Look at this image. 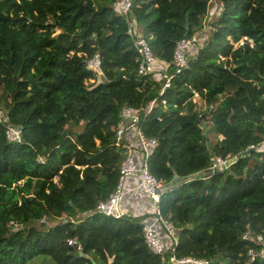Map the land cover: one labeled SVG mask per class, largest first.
<instances>
[{
    "label": "trees",
    "instance_id": "trees-1",
    "mask_svg": "<svg viewBox=\"0 0 264 264\" xmlns=\"http://www.w3.org/2000/svg\"><path fill=\"white\" fill-rule=\"evenodd\" d=\"M214 1L0 0V264H264V0H218L206 21ZM131 19L155 72H137ZM193 35L176 72V43ZM127 106L155 139L145 163L175 235L159 233L161 254L142 233L153 212L95 211L130 151L116 135ZM213 156L229 165L189 178Z\"/></svg>",
    "mask_w": 264,
    "mask_h": 264
},
{
    "label": "built area",
    "instance_id": "built-area-1",
    "mask_svg": "<svg viewBox=\"0 0 264 264\" xmlns=\"http://www.w3.org/2000/svg\"><path fill=\"white\" fill-rule=\"evenodd\" d=\"M217 13L216 5L211 4L208 7L206 21L211 19ZM129 24V33L136 35L134 40V45L140 55V61L137 67V72L139 74H144L147 72H155L158 68L155 65V58L152 55L149 46L146 40L138 34L135 22L131 19L128 22ZM207 27L203 30L205 31ZM197 35H193L190 39H182L176 43V47L173 53V64L175 65V71L178 72L186 64V53L192 49L194 42L198 40ZM88 68L93 71L99 72V58L97 55H94L92 58L87 60ZM161 77L163 78V85L167 87L169 85L170 77L166 73H162ZM153 104V101L149 104L147 109L149 110ZM124 121L120 123L119 127L116 130L117 138L125 134L127 140L129 141L130 151L125 156V158L120 163L119 167V178L118 183L114 191L108 196L104 201H99L95 206V211L101 212L105 215H114L119 216L124 213L121 203H123L124 194H125V183L132 179L134 181L129 193H133L135 199L142 204L147 205L145 209H148L146 213H154V215H149L142 224V233L145 239L146 245L148 248L157 254H161L166 248L165 244L160 236V227L166 230L168 236H170L171 241L175 240V235L169 228V225L165 220L161 218L158 212V200L159 194L166 187L157 181L148 171L145 163L146 156L150 149L155 144V139L152 137L145 136L140 129H138L137 123L139 121V112L136 108L127 106L122 109L121 113ZM133 131L136 135V140L131 141L129 132ZM6 135L9 139H19L18 132L12 128L7 127ZM230 159H222L218 156L211 157V164L208 168L203 171L194 173L191 177H205L209 174L217 171L219 168H225L229 165ZM179 181V180H178ZM171 185H168V187ZM132 208V207H131ZM133 214H138V208ZM260 239V236H257ZM69 245H73L75 241L69 239ZM170 244V243H169ZM250 255L253 257L254 253L249 251ZM264 257V249L260 252ZM169 262L171 264H207L208 261L205 259H198L194 257H181L176 258L173 254L169 257Z\"/></svg>",
    "mask_w": 264,
    "mask_h": 264
},
{
    "label": "crops",
    "instance_id": "crops-1",
    "mask_svg": "<svg viewBox=\"0 0 264 264\" xmlns=\"http://www.w3.org/2000/svg\"><path fill=\"white\" fill-rule=\"evenodd\" d=\"M130 139L131 141H135L136 140V135L133 131H130L129 133ZM129 142V141H128ZM134 181L132 179H129V181L127 183H125L124 189H125V196L123 199V203H121L120 207H122V209L124 210V212H126L127 210L130 211V213H132V211H136L133 210L132 208L136 209V207L139 209L138 212L140 213H146L148 211V209H145L147 207V205L142 204L141 202L137 201L135 199L134 194L129 193V190L131 189L132 185H133ZM132 207V208H131ZM160 232H162V238L164 240L167 239V235L161 230L160 227Z\"/></svg>",
    "mask_w": 264,
    "mask_h": 264
},
{
    "label": "rangeland",
    "instance_id": "rangeland-1",
    "mask_svg": "<svg viewBox=\"0 0 264 264\" xmlns=\"http://www.w3.org/2000/svg\"><path fill=\"white\" fill-rule=\"evenodd\" d=\"M119 3V2H118ZM120 4V3H119ZM213 5H216V7H217V14L219 13V11H220V9H221V4H220V2L218 1V0H215L213 3H212ZM202 38V37H201ZM195 47H197V46H195ZM201 106H203V102L201 101V99L199 98V97H197V96H195V98H194ZM205 129L206 130H208V140H209V142L212 144V143H214L215 142V140L217 139V138H219L220 136H218V135H216L212 130H211V125H209V124H206L205 126ZM127 212L128 213H130V211H128L127 210ZM166 233V232H165ZM166 235H167V237H168V242L170 243L171 242V238H170V236H168V234L166 233ZM93 254L92 253H90V257L92 256Z\"/></svg>",
    "mask_w": 264,
    "mask_h": 264
},
{
    "label": "water",
    "instance_id": "water-1",
    "mask_svg": "<svg viewBox=\"0 0 264 264\" xmlns=\"http://www.w3.org/2000/svg\"><path fill=\"white\" fill-rule=\"evenodd\" d=\"M79 253V251H77V254Z\"/></svg>",
    "mask_w": 264,
    "mask_h": 264
}]
</instances>
